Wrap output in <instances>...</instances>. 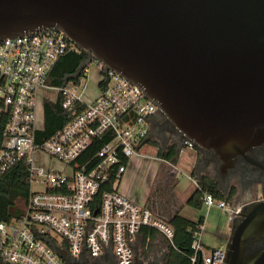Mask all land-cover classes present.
I'll return each mask as SVG.
<instances>
[{"label": "water", "instance_id": "95a60500", "mask_svg": "<svg viewBox=\"0 0 264 264\" xmlns=\"http://www.w3.org/2000/svg\"><path fill=\"white\" fill-rule=\"evenodd\" d=\"M45 28L86 51L67 82L93 60L120 73L157 106L150 140L179 141L177 155L191 143L198 179L216 172L227 201L238 181L235 212L254 199L264 181V0H0V39ZM233 223L225 264H264V202ZM88 227L78 258L38 235L68 264H86ZM104 249L116 264L110 236Z\"/></svg>", "mask_w": 264, "mask_h": 264}, {"label": "built area", "instance_id": "2783aa9c", "mask_svg": "<svg viewBox=\"0 0 264 264\" xmlns=\"http://www.w3.org/2000/svg\"><path fill=\"white\" fill-rule=\"evenodd\" d=\"M76 46L65 32L49 28L0 39V172L24 163L30 183L22 216L0 220V264H68L43 237L78 258L86 226L84 256L89 261L104 257L110 236L117 264H133L131 245L145 228L156 229L173 244L174 228L167 220L119 189L125 160L139 155L150 140L148 119L157 106L120 73L105 72L97 60L101 78L92 97L83 86L85 77L70 79L66 86L49 85L57 61ZM44 89L55 90L57 98L46 96ZM61 97L68 121L46 137L44 100ZM35 183L43 189L34 190ZM204 204L229 209L230 219L236 214L210 193ZM204 227L200 224L193 234L192 264L200 258L201 264H223V246L204 253Z\"/></svg>", "mask_w": 264, "mask_h": 264}, {"label": "trees", "instance_id": "16d2710c", "mask_svg": "<svg viewBox=\"0 0 264 264\" xmlns=\"http://www.w3.org/2000/svg\"><path fill=\"white\" fill-rule=\"evenodd\" d=\"M86 59V51L76 46L57 61L47 82L52 86H66L68 84L67 78H71L76 73V68H79L81 62ZM83 77H86L85 71H82L78 77L71 80L80 82ZM43 112L44 129L42 134L46 137L61 129L68 121L66 112L62 107V97L56 102L49 99L44 100ZM175 155L174 152L163 154L160 151V156L172 163L176 161L175 159L172 160ZM128 161V159L125 160L127 163ZM29 191V171L24 163H19L6 172H0V220H12L22 216L27 206ZM207 193L214 195L218 199L224 198L215 181L207 179L203 180V186L193 193L188 200V204L194 208H201L204 205V196ZM22 205H25L24 209L21 208ZM203 221V216L198 221H193L180 215L179 212L167 219V222L174 228L173 244H169V264H192L191 256L194 254L192 248L193 234ZM144 231L146 234L150 231L151 236H154L157 230L145 228Z\"/></svg>", "mask_w": 264, "mask_h": 264}, {"label": "crops", "instance_id": "0c3cea01", "mask_svg": "<svg viewBox=\"0 0 264 264\" xmlns=\"http://www.w3.org/2000/svg\"><path fill=\"white\" fill-rule=\"evenodd\" d=\"M148 144L153 146V156L146 152V144L142 148L141 153L133 157L136 160L154 158L158 162L157 165H152L146 170H142L138 164H135L134 159L132 160L133 157L130 158L131 160L129 159L127 163V171L123 175L119 189L133 201L151 207L157 216L167 220L171 215L179 212L181 206L185 208L193 193L201 187L200 180L194 173L195 166L199 160V152L193 147H184V150L182 149L179 155L176 154L173 157L172 160L175 159L176 161L172 163L160 156L161 149L158 141L149 140ZM164 163H169L172 166V171L170 168L163 170ZM174 178L177 180L176 183L170 184ZM164 191H166L168 197L166 203H164L165 200L161 201L159 198ZM166 204L169 208L165 207ZM203 223L205 224V220ZM156 236H161L165 239L159 231H156L154 236H151L150 231L146 234L143 229L137 249L142 251L147 246H150L152 239ZM154 248L156 247L154 246ZM165 248H170V245L166 244ZM165 248L163 247L162 249Z\"/></svg>", "mask_w": 264, "mask_h": 264}, {"label": "rangeland", "instance_id": "374dc122", "mask_svg": "<svg viewBox=\"0 0 264 264\" xmlns=\"http://www.w3.org/2000/svg\"><path fill=\"white\" fill-rule=\"evenodd\" d=\"M98 68L99 66L96 62L90 63L87 67V73L83 81V86L86 87V92L89 97H92V95L96 93L97 90L96 88L98 86L97 83L100 81L101 78V73ZM43 93L51 99L57 98V92L55 90L44 89ZM38 110H39V116H41L42 115L41 101L38 104ZM145 148L148 154L152 156L154 155L153 146L151 144L147 143ZM132 160L135 162V164H138V166H140L142 170H146L152 165H157L158 163L157 160L154 158L136 160L133 157ZM169 168L172 171V166L169 163H164L163 170ZM171 181L172 183L170 182V184H174L176 183L177 180L174 178ZM33 189L39 190L43 188L41 187L40 184L35 183L33 185ZM159 198L161 201L165 200L164 203H166V200L168 199L166 191H164L163 194L159 196ZM24 207L25 205L21 206L22 209H24ZM165 207L169 208L167 204ZM179 214L187 218L189 217V219L191 218V220L193 221H198L201 216L204 217L205 227L202 234V243L204 245L205 254H209L212 249L219 248L222 246L224 247V244H226L230 233L229 226L231 222H230L229 209L227 210L226 208L221 207L218 204L211 205L210 207L204 204L201 208H194L187 204L185 208L181 206V209L179 210ZM51 235L59 243L62 242V238L55 232H52ZM166 244L169 243L165 239H163L161 236H156L152 239L150 247L154 248L155 246L156 247L155 249L157 250V255L159 256L161 254V251L163 250L162 247L165 248Z\"/></svg>", "mask_w": 264, "mask_h": 264}, {"label": "flooded vegetation", "instance_id": "af4514ba", "mask_svg": "<svg viewBox=\"0 0 264 264\" xmlns=\"http://www.w3.org/2000/svg\"><path fill=\"white\" fill-rule=\"evenodd\" d=\"M151 133H153L152 129H151ZM159 143H160V149L164 154H168L171 152H174L175 154H177V147H178L179 141H169V142H159ZM197 170H198V162L195 166V171H194L196 176H197ZM200 175H201V179H202V181H201V179L199 178L200 182H201L200 186H203V180L212 179L215 181L218 189L224 195V192L222 190V187L220 185V182L218 180L216 172H200ZM220 200H224L230 207L234 208L233 202H238V181H234V186H229V201L226 200L225 195H224V198L220 199ZM259 202H264V181H257L254 199L242 201L238 211L233 216V218L230 219V222H231L230 226H229V232L230 233H233V231L235 230L233 219H241L245 205L255 204V203H259ZM228 241H229V236H228L226 244H224L223 264H225V261H226ZM153 250H155V256L159 257L157 255V250L155 248H151L150 246H147L142 251L139 250V252L137 254V260L140 262V264H150L153 262ZM162 251H164V252H163L162 256L158 259L159 264H169L168 255L170 253V248H165ZM99 259H100V264H107L105 257H101ZM114 260H115V258H114ZM95 262H96V260H90V261L87 260L86 264H94ZM116 264H117V262H116ZM133 264H135V259H134Z\"/></svg>", "mask_w": 264, "mask_h": 264}]
</instances>
